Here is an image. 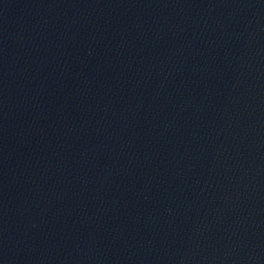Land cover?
I'll use <instances>...</instances> for the list:
<instances>
[{"label": "water", "instance_id": "95a60500", "mask_svg": "<svg viewBox=\"0 0 264 264\" xmlns=\"http://www.w3.org/2000/svg\"><path fill=\"white\" fill-rule=\"evenodd\" d=\"M0 264H264V0H0Z\"/></svg>", "mask_w": 264, "mask_h": 264}]
</instances>
